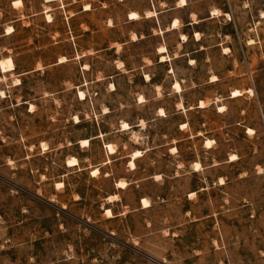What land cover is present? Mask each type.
I'll return each mask as SVG.
<instances>
[{"label":"rangeland","instance_id":"rangeland-1","mask_svg":"<svg viewBox=\"0 0 264 264\" xmlns=\"http://www.w3.org/2000/svg\"><path fill=\"white\" fill-rule=\"evenodd\" d=\"M184 1L0 0V264H264V0Z\"/></svg>","mask_w":264,"mask_h":264},{"label":"bare ground","instance_id":"bare-ground-1","mask_svg":"<svg viewBox=\"0 0 264 264\" xmlns=\"http://www.w3.org/2000/svg\"><path fill=\"white\" fill-rule=\"evenodd\" d=\"M181 4H182V5H185V1H184V0H181ZM86 10H87V9H86ZM130 15H131L132 17H134V18L137 17L135 13H132V14H130ZM148 15H152V14H148ZM175 26H176V23L173 24V28H175ZM10 32H11V29H10V31L8 30L7 34H9ZM183 40H184V39H183ZM13 68H14V66H13V63H12V61H11L10 59H5V60H3V61H0V69H1L2 72L13 70ZM176 87L178 88L179 86L176 84ZM175 89H176V88H175ZM178 90H179V89H178ZM238 95H239L238 92H234V97H235V96H238ZM79 96H80V97H83V94L80 92V93H79ZM200 105H201V107H202V106H203V103H201ZM81 144H87V141H86V140H85V141H81ZM206 144L209 145V142H207ZM136 157H138V153H135L132 159H134V158H136ZM129 166L133 169V168H134L133 162H130V163H129ZM92 173L95 175V174L98 173V171H97V170H94ZM119 185H120V184H119ZM145 203H146V202L143 201V204H145ZM107 213L109 214L108 211H107Z\"/></svg>","mask_w":264,"mask_h":264}]
</instances>
